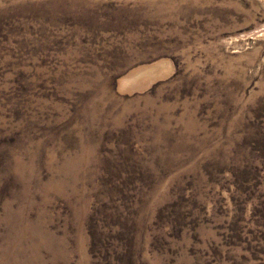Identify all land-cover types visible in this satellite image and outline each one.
I'll list each match as a JSON object with an SVG mask.
<instances>
[{
    "label": "rangeland",
    "instance_id": "obj_1",
    "mask_svg": "<svg viewBox=\"0 0 264 264\" xmlns=\"http://www.w3.org/2000/svg\"><path fill=\"white\" fill-rule=\"evenodd\" d=\"M0 264H264V0H0Z\"/></svg>",
    "mask_w": 264,
    "mask_h": 264
}]
</instances>
